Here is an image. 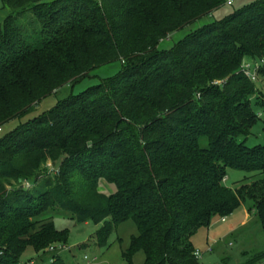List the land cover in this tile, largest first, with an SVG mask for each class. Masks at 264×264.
Returning <instances> with one entry per match:
<instances>
[{"label":"trees","instance_id":"16d2710c","mask_svg":"<svg viewBox=\"0 0 264 264\" xmlns=\"http://www.w3.org/2000/svg\"><path fill=\"white\" fill-rule=\"evenodd\" d=\"M2 1L0 129L96 70L121 69L0 137V264L67 243L50 216L57 210L103 223L100 246L133 220L127 264L140 251L145 264H201L192 237L247 201L264 232V146L238 141L260 118L242 65L264 59V0L170 50L159 46L228 0ZM228 170L256 180L229 189ZM263 261L264 252L239 264Z\"/></svg>","mask_w":264,"mask_h":264},{"label":"rangeland","instance_id":"374dc122","mask_svg":"<svg viewBox=\"0 0 264 264\" xmlns=\"http://www.w3.org/2000/svg\"><path fill=\"white\" fill-rule=\"evenodd\" d=\"M255 1L257 0H233L232 6L225 5L212 15L203 17L171 35L160 44L159 49L170 50L189 34L213 22L221 21L233 12ZM3 7V1L0 0L1 19L9 15V9H3ZM10 12L13 13L12 11ZM20 21L22 24L27 23V25L30 21H34V16L29 8L24 10V16L20 18ZM250 61L247 59L244 62L248 63ZM120 69L121 66L117 63L101 68L96 70L92 77L86 78L73 88L66 87L59 93L46 98L37 104L28 116L21 120H14L4 126L1 129L0 137H4L22 123L53 109L60 100L67 98L72 93L78 95L88 88L98 85L101 79L115 76ZM256 87L258 91L252 101L254 109L260 118L253 127L249 137L238 139L239 142H245L246 146L251 148L258 145L264 146L263 78L258 76ZM48 166L51 167L50 162H48ZM50 169L52 170V167ZM253 175L236 170H228L224 183L227 188L235 190L242 184H250L253 180L264 178V176H259L256 179H252ZM101 191L110 195L116 192V188L104 185ZM250 205L251 203L247 201L233 215L225 218L224 222L222 219L216 218L209 228H201L196 232L191 239V243L195 251L202 253V257L199 259L201 264L246 263L253 255L264 252V232L258 220L249 212ZM50 216H53V222L58 231H68L67 243L56 242L51 244L47 250L39 253L32 248H28L21 258V263L51 264V260L54 259L56 264H127L123 254L130 249L132 240L139 235L136 223L133 220H128L113 229L107 246H100L97 234L103 227V223H78L69 213L62 210L52 212ZM50 248H55L56 251L51 252ZM210 248L213 249L212 252H208ZM132 264H145V255L142 251L133 255ZM262 264H264V261Z\"/></svg>","mask_w":264,"mask_h":264},{"label":"built area","instance_id":"2783aa9c","mask_svg":"<svg viewBox=\"0 0 264 264\" xmlns=\"http://www.w3.org/2000/svg\"><path fill=\"white\" fill-rule=\"evenodd\" d=\"M227 4L230 6L233 4V0H228ZM264 65V59L263 60H259V61H250L248 63L243 62L242 65V69H243V73L244 75L251 80L252 82L256 83L258 80V76H259V69ZM215 84H221V82H215ZM1 132V129H0ZM225 182V180H224ZM27 186L29 187L30 185L27 184ZM222 221L224 222L225 219H222ZM51 252H55V248H50ZM213 249H209L208 252H212ZM194 256L197 259H200L202 257V253L199 251H195L194 252ZM54 262V259L51 260V263ZM23 264H35L34 262H29V263H23Z\"/></svg>","mask_w":264,"mask_h":264},{"label":"crops","instance_id":"0c3cea01","mask_svg":"<svg viewBox=\"0 0 264 264\" xmlns=\"http://www.w3.org/2000/svg\"><path fill=\"white\" fill-rule=\"evenodd\" d=\"M249 213V212H248ZM247 217H248V219H249V215L247 214Z\"/></svg>","mask_w":264,"mask_h":264}]
</instances>
